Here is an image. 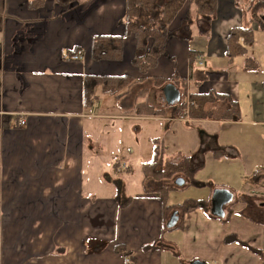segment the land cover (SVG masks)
<instances>
[{"label": "crops", "instance_id": "1", "mask_svg": "<svg viewBox=\"0 0 264 264\" xmlns=\"http://www.w3.org/2000/svg\"><path fill=\"white\" fill-rule=\"evenodd\" d=\"M263 2L219 0L212 20L184 9L172 25L167 56L143 74L133 64V37L125 39L119 62L90 55L93 36L125 34V0L69 6L0 0V264H125L126 258L133 264H264L245 247L226 243L237 236L264 252V28L254 19ZM257 16L264 23L262 7ZM243 28L251 29L253 42L231 61L228 36ZM194 36L208 37L210 50L192 49ZM80 51L85 59L76 62ZM208 54L227 59L221 83L209 89L203 72ZM87 76L133 83L117 94L98 87L87 110ZM160 80L183 90L180 110L167 105ZM217 94L230 96L237 107ZM149 106L161 114L151 115ZM105 121L110 132L99 127ZM109 143L127 147L131 163L123 171L135 174L136 195L124 192L128 180L120 186L116 163L115 175H106L99 148ZM157 144L163 160L188 157L196 180L214 186L201 198L197 192L172 203L174 193L169 195V206L209 202L210 208L188 211L178 228V213L164 212L160 194L145 184L142 167L156 161ZM170 151L177 153L166 159ZM219 190L232 194L222 219L210 214ZM238 195L252 204L237 203ZM118 245L130 255L117 253Z\"/></svg>", "mask_w": 264, "mask_h": 264}, {"label": "trees", "instance_id": "2", "mask_svg": "<svg viewBox=\"0 0 264 264\" xmlns=\"http://www.w3.org/2000/svg\"><path fill=\"white\" fill-rule=\"evenodd\" d=\"M62 6H69L78 2L79 0H57ZM125 34L123 36H93L90 48L91 59L94 61H121L124 56L125 39L133 37L136 41L135 56L133 64L139 68L141 73L146 74L150 69L156 67L158 60L161 56H167V43L175 35L176 29L173 24L178 15L186 8L189 9L188 14L194 15L199 20H212L217 14V5L219 0H125ZM264 9V2L261 6H257L254 12V19L258 20L261 27L264 28L263 21L257 16L259 8ZM187 19V21H189ZM243 41V43L241 42ZM253 42V35L251 29H237L228 36V51L226 55L232 61L238 56L247 54V46ZM193 56V52H190ZM128 79V83L126 81ZM158 81V80H157ZM161 83H166L160 80ZM131 80L127 77L116 78L110 76H87L85 79V108L93 109L96 99V89L103 87L107 93L117 94L123 91L126 86L132 84ZM183 99L184 95L182 93ZM218 98H225L233 103V108L237 107L228 95H215ZM223 96V97H222ZM183 103L173 107L176 111L180 110ZM151 115H160L161 111L153 106L145 107ZM195 109L192 111L191 116L194 115ZM156 161L145 164L143 172L145 175V184L149 187L152 193H159V201L163 206V211H171L178 213L179 223L181 227L184 217L191 209L199 207L207 208L209 202L188 200L183 204L177 206H169L168 195L171 191L181 190L186 186H205V184L198 182L195 179L196 170L191 166V160L182 156L181 160L175 162L173 159L163 160L161 158V151L158 144L156 145ZM121 165L117 161L115 167ZM160 169V170H159ZM118 170H116L118 172ZM178 178H183L186 184L183 187H178L175 182ZM119 184V182H118ZM215 202H219V198L223 196L224 203L232 201V194L226 190H219L215 192ZM225 198H227L225 200ZM117 198L116 200H118ZM131 200L122 201L120 208H124ZM237 203H244L249 207L252 203L246 195H238L236 197ZM226 204H224L225 206ZM212 207V206H211ZM227 221L232 215V211L228 210ZM210 214L216 219H222L223 215L215 213L212 208ZM174 229V228H173ZM227 244H239L251 253L264 259V252L258 250L240 240L237 236H230L226 239ZM116 246L115 251L121 253L123 256H129L125 249ZM125 252V253H124Z\"/></svg>", "mask_w": 264, "mask_h": 264}, {"label": "rangeland", "instance_id": "3", "mask_svg": "<svg viewBox=\"0 0 264 264\" xmlns=\"http://www.w3.org/2000/svg\"><path fill=\"white\" fill-rule=\"evenodd\" d=\"M249 25H250V23H249ZM210 35H211V33H210ZM207 38L208 37L201 38L200 36H194V38L189 43L190 47L192 49L196 48V50H198L200 48V46H202V47L206 46L207 51L210 50V46H209ZM221 55L216 54V55H213L210 57V55L208 54V58H206L207 63H209V66L205 67L203 72L206 73L208 76L209 82H208V85L206 87L207 89H209L211 87L214 88V87L219 86V84L221 83L222 73H225L227 71L226 56L223 54H221ZM168 83H169V81L166 82L165 86L168 85ZM172 85L175 86V84H173V83H172ZM175 87H177V89H179L178 87H180V86L176 85ZM179 91L182 92L183 90L179 89ZM181 95H182V93H181ZM175 116L177 118L182 119V117L184 115L182 116V114H175ZM111 126L112 125H111L110 121H108V122L105 121V123H103L102 125L99 124V127L102 128V130H101L102 132H107L106 128H108V132H110ZM102 135H103L102 136L103 140H106L108 136L105 133ZM115 144L113 145V147L115 146ZM173 145H175V144H173ZM121 149H122V145L121 146L118 145L116 149H113L111 143L106 144V145L103 144L99 148V155H100L99 158L102 162V166L105 167V170L107 171V174H106L107 176H114L115 175L114 164L117 163V161H120L121 165L119 168H122V172L116 174V176L121 180L120 186H121V183L124 184L125 180H128L129 183L127 186H124V192L128 193L129 195H136L137 192L139 191V185H137V183L134 181L135 180V174L130 176L128 174V172L123 171V170L127 169V167H128L127 163H129V164L131 163L130 159L127 156V147L125 146V148H123L122 150ZM175 153H177V151H170L167 154H165V158L168 159L169 158L168 156H172ZM144 161H148L147 158H144ZM123 168H125V169H123ZM136 168H139V167H136ZM136 174H139L138 170H136ZM195 179H197V176ZM203 184H205V183H203ZM213 187H214L213 184L209 183V184H205V186H202V187L191 185V186H186L185 188H183L181 190L171 191L170 194L172 192L174 194L172 195L170 202H172V203L181 202L186 198L196 197L194 195H196L195 193H197V192H199V195H201L200 198L204 197V195H206L210 191V188H213ZM189 189H192L195 191H191ZM169 195H168V200H169ZM222 197L223 196H221L219 199L221 200ZM124 199H125V197H124ZM226 199L227 198H225V200Z\"/></svg>", "mask_w": 264, "mask_h": 264}, {"label": "water", "instance_id": "4", "mask_svg": "<svg viewBox=\"0 0 264 264\" xmlns=\"http://www.w3.org/2000/svg\"><path fill=\"white\" fill-rule=\"evenodd\" d=\"M163 93H164L166 103L169 107H175L181 103V99H182L181 92L174 85H172V84L166 85L163 89ZM185 184H186V181L183 178H179L175 182V185L178 187H183ZM223 200H224L223 198L221 200L219 199V202H215L213 200L212 210L215 213L224 216L225 208H224ZM192 264H204V263L197 261V262H194Z\"/></svg>", "mask_w": 264, "mask_h": 264}, {"label": "built area", "instance_id": "5", "mask_svg": "<svg viewBox=\"0 0 264 264\" xmlns=\"http://www.w3.org/2000/svg\"><path fill=\"white\" fill-rule=\"evenodd\" d=\"M72 59L74 61H76V62H81V61H83L85 59L84 53L82 51H80L76 55H74ZM191 105H193V103L191 101H189L188 104H187V109L184 111V114H186V115L189 114V108L191 107ZM25 125H26V120L22 119L21 122H20V126H25ZM125 168H123V169H125ZM125 264H133V263H132V260L130 258H126L125 259Z\"/></svg>", "mask_w": 264, "mask_h": 264}]
</instances>
